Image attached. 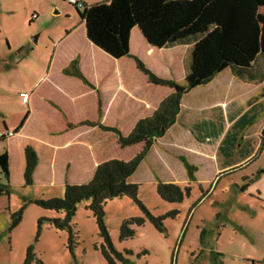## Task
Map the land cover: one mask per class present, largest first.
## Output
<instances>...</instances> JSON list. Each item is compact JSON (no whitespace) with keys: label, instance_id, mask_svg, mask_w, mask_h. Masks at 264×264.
<instances>
[{"label":"rangeland","instance_id":"obj_1","mask_svg":"<svg viewBox=\"0 0 264 264\" xmlns=\"http://www.w3.org/2000/svg\"><path fill=\"white\" fill-rule=\"evenodd\" d=\"M101 1L106 0H85V4ZM78 10L81 12L82 8ZM83 32L81 18L67 0H0V129L4 130L3 123L11 131L19 127L30 108L31 93L37 91L32 102L33 117L38 118L39 112L44 114L51 124L50 135H54L52 138L58 144L68 134L66 124L63 125L64 119H68L79 124L69 134L93 137L95 143L91 145L95 146L97 162L130 159L142 145L121 148L113 132L98 126L104 111L98 114L96 91H91V95L85 92L84 98L75 101L71 95L80 89L69 80H55L64 91L51 85V81L41 87L54 50L60 47L62 61L71 53H79L82 60L84 57L88 80L104 92L105 102L111 98L105 104L110 112L102 124L115 127L122 134L130 129L129 121L151 113L171 89L151 85L129 57L116 60L97 48L92 49L86 45ZM32 40L36 43L32 44ZM26 44L27 48L18 54ZM130 46L152 72L149 63L155 66L157 76L178 82L184 79L189 45L159 51L151 47L147 52L137 34L132 33ZM47 92L52 93V99L63 109L57 110L45 103ZM183 106L181 121L189 120L191 132L187 136L169 137L179 146L162 140L132 180L138 184V198L153 215L171 210L178 213L174 218L164 219L163 231L146 220L143 225H129L134 234L120 239L122 222L144 216L143 212L129 197L107 202L103 208L105 222L113 247L122 257H114L113 264H236L238 258L240 264H249L243 257L264 253V75L248 81L226 73L206 86L191 90L183 99ZM233 113L246 115L230 127H224L222 137L217 138L221 124L214 119L228 120ZM127 114L132 118L129 123L123 121L119 127L115 126V119L118 121ZM192 146L195 150L191 153H196V159L203 163L199 167L207 168L200 170L202 175L209 170V164L196 150L220 152L221 167L227 168L220 171L213 183L185 180L175 165L156 154L163 149L179 160L180 156L186 159V152L182 150ZM74 154L72 147L60 151L51 173L39 174L36 183L28 186L22 185L20 168L17 163L13 164L9 169V193L0 195V209L13 213L23 206L24 198L62 196L63 161L68 157L73 160L77 157ZM82 179L83 174L74 169L70 175L72 183H82ZM158 183H173L182 190L189 186V194L179 202L165 201L157 193ZM87 204L82 200L72 217L77 231V244L72 253L66 247V230H57L43 222L36 236L40 218L61 214L35 204L25 205L20 223L9 234L6 230L0 232V264H21L29 245H33L36 257L44 264H109L101 252L102 238Z\"/></svg>","mask_w":264,"mask_h":264},{"label":"trees","instance_id":"obj_2","mask_svg":"<svg viewBox=\"0 0 264 264\" xmlns=\"http://www.w3.org/2000/svg\"><path fill=\"white\" fill-rule=\"evenodd\" d=\"M75 8L84 25L86 37L92 44L114 59L132 58L150 84L169 87L172 91L159 102L150 116L139 119L126 135L115 127L98 124L102 130L116 135L121 148L141 144L139 152L128 160L112 158L98 163L88 182H66L60 197L24 198L23 206L9 213L6 232L9 234L20 223L25 205L35 204L62 216L40 218L36 236L43 222H48L57 230H66V247L72 253L77 244L72 217L77 205L86 200V208L94 217L102 238L101 252L108 263L113 264L114 257H122L113 247L105 222L103 208L107 202L129 197L143 212L144 216L122 222L120 239L134 234V229L129 225H143L146 220L157 230L163 231L164 219L174 218L178 213L171 210L153 215L138 198V184L130 182L129 178L137 171L152 146L175 124L182 98L191 90L210 83L225 69L247 80H256L264 75V0H106L84 4L81 12ZM134 27H138L147 43L156 48L192 43L188 72L182 82L157 76L130 53V32ZM63 73L78 77L84 84L96 89L80 72L77 60L64 68ZM98 114L101 115L100 104ZM3 138L1 134L0 140ZM24 154L23 185L28 186L33 184L38 156L31 146L25 147ZM179 158L188 180L194 181L196 166L184 157ZM9 175V155L4 150L0 152V195L9 193ZM189 190V186L182 190L173 183L157 184L159 197L168 202L181 201ZM32 263L44 264L36 257L33 245H29L21 264Z\"/></svg>","mask_w":264,"mask_h":264},{"label":"crops","instance_id":"obj_3","mask_svg":"<svg viewBox=\"0 0 264 264\" xmlns=\"http://www.w3.org/2000/svg\"><path fill=\"white\" fill-rule=\"evenodd\" d=\"M80 1H82L84 4L86 3L85 0H80ZM83 31H84L83 32L84 33L83 34L84 35L83 39H84L86 45H88L92 49H94V48L96 49L97 47L94 44H92L87 39L86 34H85L84 25H83ZM71 33L72 32H70L69 34H71ZM132 33L137 34V36H138V38L140 40L141 46L144 47V48L146 47L147 52H150L152 50L151 47H154V46H151L150 44L147 43L146 39L144 38V36L142 35V33H141V31L139 30L138 27H134L131 30V32H130V39H131ZM66 35H68V33H66ZM130 39H129V49H130V53L133 54V55H135L136 54V51H135V53H134V51H132L131 46H130ZM31 43L34 44L36 42L32 40ZM32 44H30V45H32ZM183 45H189L188 59H187V61H188L187 62V71H186V74H187L188 67H189V61H190V53H191V48H192V43L191 42H188V43H185V44H177V45H173V46H170V47H163V48H156V47H154V48L158 49V51H159V50L170 49V48H173V47H179V46H183ZM26 46H27V44L26 45H23L21 47V49L18 51V54L21 53L22 49L25 50L24 48H27ZM59 48H57V49L54 50V54L52 55V59L50 61V69L47 71L46 75L41 80L42 81L40 83L41 84V87H43L45 83H48L49 84V81H51V85H54L55 84V86L57 88H59L60 90H63L64 91V89H62V87L57 83V81H58L57 79H59V81L60 80H69L71 83L77 84V86L80 89V92H77V93L71 95L72 98H76L75 101L77 99L84 98L85 97L84 96L85 95V92H90V95H91L92 94L91 91H96L98 93V103L100 105H102L101 111L102 112L104 111V113H102V115H101V117L103 116L102 117L103 119L100 120L101 121V124H102V122L104 121V119H106V117L108 116V113L110 112L109 111L110 109H108V107H106L105 104L111 98L108 97L106 99V102H105L104 101V98H103L104 97L103 96L104 92L101 91V90H98L96 88V86L91 81L88 80L89 79L87 77L88 76V74H87L88 72L87 73L85 72V70H86L85 68H88V67L84 63V57H83V60H82V55H80L79 53H75V54H72L71 53V54H69V56L64 61H62L61 60V57H60V50H59ZM97 49H99V48H97ZM122 58H124V57H122ZM122 58H120V59H122ZM142 58H144V57H142ZM120 59H116V60H120ZM130 59H132V58H130ZM73 60H77L78 68H79L80 72L83 74V76L91 84H93L95 86L96 89H92L88 85L84 84L82 82V80L80 78H78V77L71 76V75H66V74L63 73V69L66 68V67H68L69 64ZM132 61L134 62L133 59H132ZM83 66H85V68ZM149 66H151V69L154 72L158 73L156 71L154 65H152V64L149 63ZM53 69H55V70H53ZM226 73L233 74L231 72V70L225 69L220 74H218L210 83H212L213 81L219 79V77H222ZM186 74H185V76H186ZM54 76H55V78H54ZM119 76L116 77V79L114 80V84H116V80L119 78ZM55 80H57V81H55ZM182 81H180V82H182ZM248 81H251V80H248ZM210 83H208V84H210ZM151 85H153V84H151ZM153 86H157V85H153ZM204 86H206V85H204ZM199 87H203V86H199ZM199 87H197V88H199ZM81 88H82V90H81ZM197 88L193 89L192 91L196 90ZM171 91L172 90H170V92L167 95H169L171 93ZM190 92H188V93H190ZM47 93H48V95H47V97L45 99L46 100L45 103L48 102V105L54 107L55 109L57 108V110H58V107H61V109H63V107L61 105H59V104L57 105L56 101L52 99V93L51 94H49V92H47ZM188 93L186 95H188ZM55 94H56V92H55ZM36 95H37V91L35 93L34 92L31 93L30 108H29V110L25 114L26 118L24 119L23 124L21 126L19 125L20 127H17V129H14V131H11V130H8L9 129V126L6 125L5 123H3L4 130L2 131L0 129V135L1 134L4 135V138L2 140H0L2 142V146L0 148V152H2L4 150H6L8 152V155H9V169H11L13 167V164H16V163L18 164V165L17 164L16 165H17V167L20 168V172H21V183L23 185V183H24V181H23V171H24V167H25V154H24V149H25L26 146H31L35 150V152H36V154L38 156V164H37L36 169H35V171L33 173V184H35L36 181H37L36 178H37V176L39 174H45V172L46 173L47 172H50L51 173L52 168H54L55 165H56V161H57L56 159H57L58 154L60 153V151H63L65 149H67V148L72 147V148H74V152H76V154H74V155H76L77 157L74 158L73 160L71 158H69V157L66 158V159H64V161H63V172H62V174H63L62 184H63V186H64V184L66 182L71 183V184H75L74 181L72 183V181L70 180V175L72 174V172H74V169L76 171H78L79 173L83 174V178L84 179L80 180V182L81 181H82V183L88 182L91 179V177H92V175L94 173V170H95L97 164L100 163V162H97L96 161L97 160V157H96V152H95V146H94V148L92 146L95 143V141L93 140V137L88 136V137L81 138L78 133L77 134H73V135L72 134H69L70 131L71 130L73 131L77 127V125H79V124H77L74 121H71L70 120L71 122H69L68 119H64L63 125L66 124V126H67V129L66 130H67L68 134H67V136L62 137L63 138L62 139V143L61 144H58L57 143V140H54L52 138L54 135L53 136L50 135L49 125H51V124L48 123V120L45 118L44 114L42 112H39V114H37L39 116L38 118H34L33 117L34 112H35V108L32 107V102H33V100H34V98H35ZM101 95H102V98H101ZM185 96L181 100V110H180L179 114L177 115V120H176L175 124L172 127H170L168 129V131L165 133V135L162 138H160L152 146V148L150 149L148 155L141 162V164L145 160L147 161V159H149L152 151L156 147H158L160 145V142L162 140H168L171 144H176L177 146H179L178 145L179 143L176 140L170 139L169 137L172 136L173 134L175 136H179V135L180 136H184V135L187 136L188 133L191 132L190 131L191 130L190 129V127H191L190 126V123L187 124V122L189 120H186V121H183L182 120L181 121L182 115H183V112H184L183 99L185 98ZM161 100H159L157 102V104L155 105V107H154V109L152 110L151 113H149L147 115H144V116H141V117H137L136 119H133L132 122L129 121V119L131 120L132 118H129L128 117V114L127 115H124L118 121H117V119H115V121H114L115 126H118L119 127L123 123V121H127V124L130 122L131 123V127H130V129L126 133V134H128L131 131V129L133 128V126L135 125V123L139 119L144 118V117H147V116H150L153 113V111L156 109V107L158 106V104H159V102ZM46 109H48V108H46ZM240 110H243V109L240 108ZM233 114H235L237 116L235 117V115H232L231 117H229L231 120L230 119L227 120V118L225 119V118H222V117L220 119H218L219 117H217L216 119H214V120H219V122L221 124L220 132L217 134V138H221L222 137L223 132H224V127L226 128V127H228L232 123H237L239 120H241V118H243L244 115H246V114H242L241 115L240 113H233ZM250 117H251V115H250ZM232 118H234V119H232ZM67 121H68V123H66ZM8 132H11L12 134L11 135H8L7 134ZM175 133H177L178 135L175 134ZM126 134H123V135H126ZM115 137H116V135H115ZM201 141H204V139L201 140ZM116 142H117V140H116ZM194 143H196L198 146H200V144H198L197 142H194ZM216 145L217 144H215L214 147ZM128 147H131V146H128ZM194 150H195V148H194V146H192V147H190L188 149H184V151L182 150V152H186L185 156H186L187 161L189 163L193 164L194 166H196V168H197V170L195 172V178H196L195 180L196 181H201V183H205V182H209V181H211V183H213L215 181V179L217 178V176L220 174V171L223 170V169H225V168H227V167H221L220 160H221L222 156H221L220 152H216V150H210V151H202L200 149H197L196 150V151H199L201 153L200 154V157L203 156L202 158L205 159L204 162H206V163L209 164V166H208L209 170L208 171H205V174L202 175L200 170H206L207 168L206 169H203V167H199L203 163L200 162V161H198V159H196V157H195V154L196 153L195 154H193L194 152L191 153ZM157 153L159 154L158 155L159 158L164 159L167 162L169 161V164H171V165H175L176 166L175 169L180 172L181 176H183V178L185 180L189 181L188 180V177H187V174H186V170L184 168V165H183V163L177 157L172 156L171 154H169L168 152H166L163 149H162V151L160 150L159 152H156V154ZM140 165H139V167H140ZM76 166H78L81 169H79L78 167L75 168ZM153 170H154V173L157 174V171H156V168L155 167L153 168ZM137 172L138 171H136L129 178V181L130 182H132L133 177H134V175ZM46 176H48V175L46 174ZM171 178L172 177H170V179ZM49 179H50L51 182L53 181L52 177H49ZM172 179H174V178H172ZM75 180H77V179H75ZM77 184H81V183H77ZM9 185H10V183H9ZM9 213L10 212H8V211L5 212L4 210L2 211L0 209V232H3L4 233L5 230H6V228H7V222H8V215H9ZM253 240H252V242H254ZM237 260L239 261V258ZM243 260L245 261V263H249V264H264V253L262 255H260V256H253V255H251V256H245V257H243ZM238 261H236V262L238 264H240V262H238Z\"/></svg>","mask_w":264,"mask_h":264},{"label":"built area","instance_id":"obj_4","mask_svg":"<svg viewBox=\"0 0 264 264\" xmlns=\"http://www.w3.org/2000/svg\"><path fill=\"white\" fill-rule=\"evenodd\" d=\"M68 3L73 4L74 6H76L77 8H82L84 3L80 0H67ZM8 135H11V132L7 133Z\"/></svg>","mask_w":264,"mask_h":264}]
</instances>
